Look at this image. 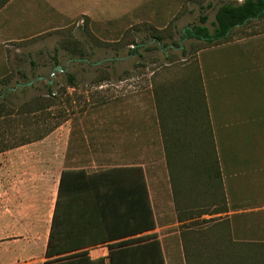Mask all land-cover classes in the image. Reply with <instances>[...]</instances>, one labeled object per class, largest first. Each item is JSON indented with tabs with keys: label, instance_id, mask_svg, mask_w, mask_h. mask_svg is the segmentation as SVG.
<instances>
[{
	"label": "rangeland",
	"instance_id": "374dc122",
	"mask_svg": "<svg viewBox=\"0 0 264 264\" xmlns=\"http://www.w3.org/2000/svg\"><path fill=\"white\" fill-rule=\"evenodd\" d=\"M233 1L106 0L94 11L93 22L78 16L62 30L49 34L43 32L46 12L43 17V4L37 0L30 2L23 17L12 10L4 11L0 18V101L13 108L25 107L26 112L10 117L9 126L3 130L0 127V143L4 146L27 138L34 140L61 126L59 137H68L72 151L81 154L78 160L67 161L66 167L94 172L119 166L117 134L114 136L112 130L111 135L104 122L113 118L123 94L139 91L146 96L148 86L158 84L150 82L151 75L166 76L177 85L179 80L185 90L207 91L211 106L215 102L217 106H230L232 113L222 117L218 134L225 156L238 157L241 211L255 209L241 214L239 237L264 240V20L239 28L220 46L208 47L203 41L185 37L186 30L200 24L205 15L206 26L213 31L218 8ZM130 5L125 11H117ZM108 6L113 9L105 10ZM148 25H169L171 33H164L163 44L157 45L147 34ZM117 41L122 46H114ZM136 47L138 53L133 52ZM237 61L241 63L238 69L233 67L231 76H227L225 67ZM207 62L213 65L210 73L202 68ZM56 64L65 72L55 71ZM70 75L74 86L69 82ZM204 76L213 89L203 84ZM126 79L130 81L124 82ZM48 82L53 85L52 94ZM214 94L217 99L210 98ZM109 152L110 158L117 160L108 161ZM233 256L234 252L224 251L201 262L231 264Z\"/></svg>",
	"mask_w": 264,
	"mask_h": 264
},
{
	"label": "crops",
	"instance_id": "0c3cea01",
	"mask_svg": "<svg viewBox=\"0 0 264 264\" xmlns=\"http://www.w3.org/2000/svg\"><path fill=\"white\" fill-rule=\"evenodd\" d=\"M34 1L7 0L0 6V18L6 10L23 17ZM37 1L43 4V17L46 12L43 32L49 34L62 30L78 16L93 22L94 11L106 0ZM240 64L237 61L224 66L227 76ZM212 66L207 62L202 68L210 73ZM150 77V82L158 84H150L146 96L127 91L119 108L114 109L113 118L104 122L111 135L112 130L114 136L117 134L120 152L116 154L122 164L99 171L127 169L120 173L119 181L99 171H88L92 178L72 174L63 179L65 169L83 168L66 167L67 161H76L81 154L72 151L68 137H59L61 126L42 139L0 153V264L51 261L46 251L55 213L58 225L69 229L59 236L61 241L74 244L104 237L110 214L107 202L111 201L113 188L129 187L128 179L138 174L129 169L135 167L145 175L156 226L149 233L158 236L166 264H202V258H215L224 251L233 253L234 247L238 250L241 214L255 209L241 211L238 157L225 156L218 134L222 117L232 113L230 106H217L216 102L211 106L207 91L185 90L179 80L177 85L166 76ZM203 84L208 89L214 87L206 77ZM211 97L218 98L215 94ZM111 156L107 153L108 161L117 160ZM110 243L86 248V258L65 264H111Z\"/></svg>",
	"mask_w": 264,
	"mask_h": 264
},
{
	"label": "trees",
	"instance_id": "16d2710c",
	"mask_svg": "<svg viewBox=\"0 0 264 264\" xmlns=\"http://www.w3.org/2000/svg\"><path fill=\"white\" fill-rule=\"evenodd\" d=\"M191 1L199 2L205 0ZM6 3L7 0H3L0 2V6L2 7ZM259 20H264V0H243L242 2L234 0L233 3H228L218 8L215 21L212 23L213 31L206 26L208 17L205 15L200 18V24H196L191 29L186 30L187 34L185 37L203 41L208 47L220 46L227 43L232 38L233 33L238 31L239 28L251 24L252 21ZM145 29L152 41L157 45L163 44L165 39L164 33H171L170 26H167L165 29H157L148 25ZM138 31L140 32L142 29ZM135 32L137 31H128L129 34H135ZM170 37L172 36L170 35ZM69 46L70 45H67V47ZM114 46H122L121 41H117ZM138 51L139 47H136L133 52L138 53ZM57 66H59V64H56V67ZM69 82L72 86L75 85L72 75L69 76ZM47 87L49 93L52 94V83L48 82ZM25 112V107L13 108L5 103V100L0 101L1 129L3 130L5 126H9L7 123L10 122V117H20ZM52 132L53 131L34 140L42 139ZM1 139H3V137H0V140ZM34 140L27 138L19 143L4 146L0 143V153L25 145ZM129 170H133L138 174H134L128 179L129 187L125 188V190L122 187L121 189L123 190H119V187L113 188L111 201L107 202L110 203V208L108 210L110 214L106 219L107 225L104 237L90 241H79L74 244L61 241L59 236L69 229L68 227L58 225V218H56L55 213L46 251V256L50 258L51 261L47 264H65L74 259H84L86 258V251H84L86 248L110 242H113L108 246L111 264H166L162 245L158 236L156 233H149L155 230L156 226L145 175L140 167ZM122 171H127V169L112 168L101 172L99 171V173L112 175V179L119 181ZM72 174L86 178L93 177V175L89 174L85 169L68 168L65 169L63 173V179L66 175ZM124 238L127 239L122 240ZM70 252L76 253L69 257L62 256ZM229 263L264 264V240L241 239L238 244V250L236 251V249H234V256Z\"/></svg>",
	"mask_w": 264,
	"mask_h": 264
},
{
	"label": "water",
	"instance_id": "95a60500",
	"mask_svg": "<svg viewBox=\"0 0 264 264\" xmlns=\"http://www.w3.org/2000/svg\"><path fill=\"white\" fill-rule=\"evenodd\" d=\"M55 71H57V72H59V73H63V72H65L61 66H57V67L55 68Z\"/></svg>",
	"mask_w": 264,
	"mask_h": 264
}]
</instances>
